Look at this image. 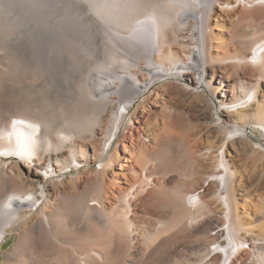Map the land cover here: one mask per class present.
I'll return each instance as SVG.
<instances>
[{"label":"bare ground","instance_id":"bare-ground-1","mask_svg":"<svg viewBox=\"0 0 264 264\" xmlns=\"http://www.w3.org/2000/svg\"><path fill=\"white\" fill-rule=\"evenodd\" d=\"M59 2L81 14V26L66 18L56 29L58 36L69 38L78 56L81 53L91 63L93 35L99 32L106 40L105 60L94 61L88 69L83 60L76 61L75 101L61 107V122L52 110L33 103L31 84L39 50L49 46V8ZM96 2H101L99 10L91 7ZM223 23L226 39L220 42L215 30ZM0 50L29 69L21 78L7 62V70L0 69V159L13 160L4 174L3 182L9 183L0 195V249L7 234L13 231L16 237L13 248L2 253V264H113L109 260L118 245L132 244L138 232L129 208L145 191L142 182L150 181L152 169L141 163L144 160L132 169L118 163L136 161L137 152L144 158L149 154L140 141L141 132L136 129L138 135H133L132 127L116 138L133 101L158 81L161 84L150 97L176 94L203 102L205 91L214 96L218 107L204 101L198 110L208 121V130L218 129L220 134L198 151L197 158L190 156L192 147L181 143L190 165L185 178L193 187L198 176L202 186L172 192L168 201L173 232L157 248L174 241L192 247L173 248L169 262L153 264H246L250 250L261 248L239 212L234 184L236 178L238 184L241 181L229 148L242 134L232 126L250 124L264 130V0H0ZM166 100L169 114L164 127L145 130L154 137L157 150L170 129L182 125L180 113L173 112L176 108L172 110L173 103ZM98 133L100 146L92 157L100 167L90 177V186L82 188L77 177L67 190L58 176L81 172L80 167L89 163L87 144ZM152 155L158 159L157 152ZM21 164L34 174L21 172ZM129 172L133 180L126 178ZM204 184L213 187L209 199ZM114 224L126 233L116 238L112 234L108 244L92 245L97 229L110 231ZM78 234L91 244L70 250V235L80 240ZM188 249L192 254L184 262ZM257 261L264 264V256Z\"/></svg>","mask_w":264,"mask_h":264},{"label":"rangeland","instance_id":"rangeland-1","mask_svg":"<svg viewBox=\"0 0 264 264\" xmlns=\"http://www.w3.org/2000/svg\"><path fill=\"white\" fill-rule=\"evenodd\" d=\"M61 2H59V4L55 3V8L54 6L49 8V46L46 50H42V48L39 50L38 54L41 55H38L37 62H34L33 66L35 68L31 66L32 68H34H31L34 74L33 81H31V84L34 83V91H32V94H34V96L36 95L33 103L43 106L48 110H52V116L59 122H61L62 120V117L60 116L61 107L67 103H70L72 105V102L75 101V99L72 98L76 94L78 85L72 72L74 71V69H76V61L80 64L83 60L82 62H84V69H88L93 65L92 63L94 61L95 63H99L106 59V40L99 32L94 31L96 33L95 35H93V45L91 46V53L94 60H91V63H89V60H87V58H85L81 53L78 56V54L76 53V49L72 47L73 44L69 42V38H67V41L65 37L58 36V31L56 30L58 28L57 24L63 20L69 19L70 21H72V23H77L78 26H81V24H83L81 14L76 13L75 11H71L72 9H70L65 2L64 5H62L63 2L62 4H60ZM94 2L95 1H93V3ZM99 4H101V2L91 4L92 9L94 8L99 10ZM66 6L68 7V9ZM225 25L226 24L223 23L221 24V26H217L215 30V33L218 34L220 42L226 39V36L224 34ZM72 41L73 40L71 39V42ZM5 51L6 50H0V54H3L2 60L0 57V69L2 67L3 70H7V66L10 65L11 69L19 73V78L23 77V73L29 70L28 67L20 63H18L19 66L16 65L17 63L15 64L11 61V59H8L9 54L7 53V51L6 53L8 55L5 54ZM42 51L43 54L41 53ZM215 51L216 53L223 52L222 50ZM39 56L43 57L40 58ZM4 59L6 61H4ZM5 64L7 65L6 67L4 66ZM160 84L161 81L156 82L149 90L140 93L139 96L133 101L129 114L125 118V122L121 126L120 133L116 138L117 140L121 139L122 133L126 130H130V128L132 127L133 135H138L137 130L141 132L142 137H140V141L144 143V146L148 150L149 154L144 158L137 152L136 156L134 157L136 161L124 162L123 160H121L118 163L126 165L128 169H132L136 168L137 163H140L141 160H144L141 161V163H146L147 166L152 170L150 173V181L142 182V187L145 188V191L143 190L141 192L139 200L131 203L130 206L132 208H129V219L132 221L134 228H137L136 230L138 232L134 236L135 241H132L133 245L129 242H121L120 245H118V247L114 251V254H112V258L110 259L112 261L109 260V262H112L113 264H153L154 262H169L167 259V255L173 250V248H178L183 245H189V243H187L186 241H174L171 245L166 244L163 249L157 248V246L163 240L167 239L172 234L171 232H173L171 225V215L173 211L168 201L170 200L169 198L171 197L170 195H172V192L174 190H187L191 192L193 189L198 190V188L202 186L201 180L198 176L195 177L199 179V185L197 184L193 187L191 181L185 178V174L190 173V165H188L187 162L188 155L186 156L183 152V146L186 145H181V143H185L189 147H192L193 150L190 156L193 158H197L199 157L198 151L204 147H207L208 145H211L216 135L220 134L218 129H215L213 131L212 129L208 130V121L200 117V111L198 110V108L203 105L204 101L210 104L212 107H218V101L214 96H212L208 91H205L203 102L202 100H191L187 97H181L176 94H172L170 96L167 94L166 98L164 97V99H160L158 97L156 98L154 96L150 97L151 92ZM261 91L264 97V86L261 87ZM166 99L171 100V102L173 103L172 110L176 108L173 112L180 113L182 125L180 126V129L171 128V132L169 131V133H167L164 138L166 142L162 145V148L160 150H157V146L153 143L154 137H150L148 133L145 132V130L147 127H149L151 130L156 129L157 126H159V128L164 127V123H166L165 117L169 114L168 112H166L165 105L163 104L167 102ZM49 115H51V113H49ZM218 115L220 116V114ZM220 117L222 118V116ZM128 120H132L133 124L129 125L127 123ZM57 127H60V125H57ZM232 127L242 129L241 138L234 140L229 148L230 154L233 157L234 162L237 164V169L241 181L238 184V179H235V198L239 205V212L243 216L247 228L252 233V235L257 238V242L262 245L260 249L252 251L250 250V252L248 253V261L246 262V264H261L257 261V259L264 256V130L262 128L257 129L250 124L237 125ZM231 136L232 135H228L227 137ZM99 139L100 133L96 135L91 145L87 144L89 163L80 167L81 172L73 171L72 173H65L58 176V179H60V181H63V184H65L64 186L67 190H70V180H75L77 177L81 178L82 188L90 186V177H92L94 175V171L100 167V162L94 161L92 157L95 149L100 146ZM116 142L117 141L115 140L113 147H115ZM118 152L122 153L121 151ZM153 152H157L158 159L153 158ZM217 153H220V151H218ZM12 163L13 160L11 159H0V195L3 193L4 186L9 183V180L5 182H3V180L5 172L8 171V168L10 166H12ZM203 165L207 168L210 167L208 162H204ZM19 170L25 173V175H27L28 173L34 174L35 172L31 169L28 170V168L22 166V164L19 167ZM113 170L117 171L118 168L115 167ZM200 173H202L201 170L197 171L198 175ZM126 178L128 180H133L134 175L132 174V172H129ZM121 181H124V179L121 178ZM45 184L48 187L47 192L52 191V183L48 182ZM203 189V193L206 199H209V193L213 189V187L204 184ZM211 207H215V205H212ZM161 224L162 226H164L163 230L160 229L162 228ZM117 225L114 224L115 227L112 226L110 231L108 228L97 229L96 232L97 234H99L96 237L94 244L92 243V245L95 246L103 242L108 244L109 238L112 237V234L115 238L124 235L126 233V230H124L122 227L119 228L120 225L117 227ZM156 228L158 229L157 232ZM100 230L102 232H100ZM121 231L123 232V234L121 233ZM151 232H156L157 234L155 233V235L153 233V236ZM147 236L150 237L147 238ZM71 237L72 235H70L69 239L70 244H68L67 246L70 250H72L76 246L85 247L91 244L90 242H87L85 240L84 234H78L76 236L77 238L81 237L80 240H75V238L72 239ZM100 237L103 238L100 239ZM77 241H82L83 244L80 243V245L77 243ZM15 242L16 237L14 232L12 231L7 234L6 242L3 243L0 249V264H2L3 262L2 253L10 251L13 248ZM197 244L198 243H194L193 245L197 246ZM189 247L192 246L189 245ZM243 247H246V245ZM121 248H123L122 251ZM191 251V249L186 250L183 255L186 260L182 258L178 260V262H183L184 260V262H186L187 260H189V256H191L192 254ZM114 255H117V259Z\"/></svg>","mask_w":264,"mask_h":264}]
</instances>
